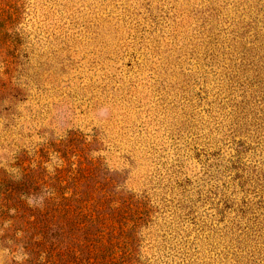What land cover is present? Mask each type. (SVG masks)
Masks as SVG:
<instances>
[{
  "label": "rangeland",
  "instance_id": "1",
  "mask_svg": "<svg viewBox=\"0 0 264 264\" xmlns=\"http://www.w3.org/2000/svg\"><path fill=\"white\" fill-rule=\"evenodd\" d=\"M0 264H264V0H0Z\"/></svg>",
  "mask_w": 264,
  "mask_h": 264
}]
</instances>
